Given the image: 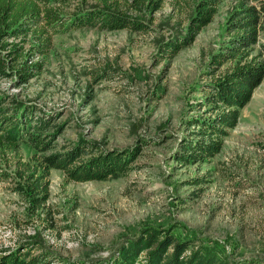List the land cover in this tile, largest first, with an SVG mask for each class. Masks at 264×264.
Masks as SVG:
<instances>
[{"label":"rangeland","instance_id":"obj_1","mask_svg":"<svg viewBox=\"0 0 264 264\" xmlns=\"http://www.w3.org/2000/svg\"><path fill=\"white\" fill-rule=\"evenodd\" d=\"M236 2L222 0L194 43L164 58L160 43L183 32L192 13L188 2L165 0L161 9L143 15L123 3L88 0L90 6L119 5L151 27L144 32L83 27L56 35L35 77L23 84L14 76L0 79L5 106L21 103L51 120L54 150L86 141L137 154L126 175L106 180L70 181L52 168L49 198L32 211L15 189L24 182L17 171L29 162L38 170L27 173L40 175L36 157L42 153L29 140L17 152L0 150V248L40 239L63 264H107L121 244L154 226L234 261L264 264V79L218 154L205 161L178 159L184 138L196 129L192 117L210 114L199 102L211 79L206 75L211 57L228 38L226 23ZM263 47L264 22L253 50L264 61Z\"/></svg>","mask_w":264,"mask_h":264},{"label":"trees","instance_id":"obj_2","mask_svg":"<svg viewBox=\"0 0 264 264\" xmlns=\"http://www.w3.org/2000/svg\"><path fill=\"white\" fill-rule=\"evenodd\" d=\"M123 3L129 11L154 13L165 0H103ZM192 9L183 32H176L160 43L164 58L175 57L192 45L201 30L213 21L222 0H184ZM74 2H80L69 10ZM88 0H0V79L16 77L18 84L27 83L43 69V58L51 51L54 37L71 30L92 27L114 31L130 29L148 31L147 20L119 10L117 5H87ZM264 22V0H237L226 23L228 38L213 54L206 72L211 79L199 102L210 114L193 116L191 136L180 148L182 161H205L218 154L240 119L241 110L250 101L254 90L264 79V61L253 50L260 42ZM22 40L28 46L19 43ZM264 48V47H263ZM228 62L233 68L221 74L217 70ZM51 120L31 112L22 105H6L0 98V150L16 151L29 140L39 152L42 173L28 174L29 162H22L17 175L23 180L15 188L24 194L31 210L36 211L48 200L52 168L62 170L67 180L86 182L126 175L137 154L132 150H103L97 143L69 142L54 150V133L48 132ZM138 153V152H137ZM6 178L7 174H3ZM188 237H179L172 230L148 226L126 240L107 264H257L234 261L202 246H193ZM61 256L45 247L40 239L21 240L13 248H0V264H63ZM64 259V258H63ZM98 264L100 263L97 262ZM67 264H71L69 261ZM74 264V263H72Z\"/></svg>","mask_w":264,"mask_h":264}]
</instances>
